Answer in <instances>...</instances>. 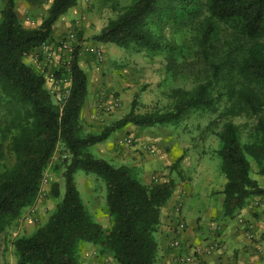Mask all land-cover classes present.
I'll use <instances>...</instances> for the list:
<instances>
[{
    "label": "trees",
    "instance_id": "1",
    "mask_svg": "<svg viewBox=\"0 0 264 264\" xmlns=\"http://www.w3.org/2000/svg\"><path fill=\"white\" fill-rule=\"evenodd\" d=\"M0 10V232L35 201L47 167L60 170L64 191L46 221L28 236L13 240L16 264H79L81 243L109 253L116 264H155L161 207L176 181L140 182L133 166L116 165L94 156L90 147L127 126H177L187 112L217 111L254 118L246 138L231 121L214 134L223 179L221 217L234 218L248 198L264 197V187L250 175L264 176V0H126L112 6L109 18L92 40L137 50L170 48L154 32L168 24L176 31L193 30L194 41L208 59L210 79L190 90L171 89L164 109L127 113L99 133L82 131L81 110L87 78L71 63L70 93L60 108L46 87L43 74L25 59L53 39L58 19L78 0H52L37 26L22 24L15 0H3ZM222 32H226L225 35ZM212 121L210 124H213ZM63 155L66 157L63 158ZM181 157L169 166L176 169ZM80 171L103 190L110 226L105 231L82 200L75 183ZM181 179L183 176L177 172Z\"/></svg>",
    "mask_w": 264,
    "mask_h": 264
},
{
    "label": "rangeland",
    "instance_id": "2",
    "mask_svg": "<svg viewBox=\"0 0 264 264\" xmlns=\"http://www.w3.org/2000/svg\"><path fill=\"white\" fill-rule=\"evenodd\" d=\"M52 0H15V9L20 16L23 25L31 27L38 25L46 15V11ZM3 0H0V10L3 7ZM117 2L118 5L125 4L126 0H78L77 4L62 15L53 28V39L49 45L53 51L54 61L59 56L57 52L58 40L67 32H76V38L79 46L85 41L89 42L106 21L113 16L112 6ZM38 23V24H37ZM187 28L176 31L171 25L163 26L159 30L154 29L157 35H160L162 45H170V48H158L156 50H137L134 47L128 49L119 48L111 45V50H103L108 54V59L99 61L103 71L100 73L102 80L110 85V94L112 97L120 95L119 83L121 79L128 80L123 109L117 111L115 116L106 123L122 117L131 107L135 111L143 113L149 109H164L169 105L171 99L168 93L171 89L180 88L190 90L196 85L207 83L210 79V69L208 59L202 57V51L194 41V32ZM223 35L226 32H222ZM56 57V58H55ZM110 63H109V62ZM29 64L34 68L40 67L35 61L34 51L30 54ZM117 65H116V64ZM112 66H114L112 68ZM219 109L213 113H198L194 111L187 112L185 118L177 126H163L173 128L193 150L201 154V166L210 170H215L216 175L220 176V159L216 155L219 147V140L214 134L222 123L231 121L239 127L241 140L246 138V131L251 128L254 118L248 115H230L221 114L224 106L231 105L228 98L223 101ZM120 108L121 106L118 105ZM213 124H210L211 122ZM82 131L90 133H99L105 126L100 128L95 124L81 118ZM140 127L127 126L125 129L116 130L111 134V138L118 140L122 136H130L135 140V135ZM118 134V135H117ZM117 135V136H116ZM118 137V138H117ZM117 138V139H116ZM135 145H125L119 147L130 148ZM116 146V144H115ZM90 152L94 155V150L90 147ZM95 156V155H94ZM106 160V159H105ZM108 161V160H107ZM110 162V161H108ZM112 163V162H110ZM173 179H178L176 169L172 171ZM250 175L255 177L256 168L254 162L250 160ZM82 172L75 174V183L80 192L82 200L93 212L95 220L106 231L110 226V218L104 207L102 190L96 184L92 185L93 177H85ZM48 183L40 193L36 202V210L30 216H24L27 209L15 220L6 225L0 232V264H16L17 257L13 249L12 242L18 237L32 234L37 227L42 225L48 215L54 210L59 198H54L51 194V187L57 184L60 194H63L64 186L60 175V170L50 166L48 170ZM88 180V182L86 181ZM104 204V205H103ZM77 258L79 264H116L112 256L107 253H100L99 250L90 244L81 243L77 248Z\"/></svg>",
    "mask_w": 264,
    "mask_h": 264
},
{
    "label": "crops",
    "instance_id": "3",
    "mask_svg": "<svg viewBox=\"0 0 264 264\" xmlns=\"http://www.w3.org/2000/svg\"><path fill=\"white\" fill-rule=\"evenodd\" d=\"M16 13L18 15L17 10ZM18 18L21 19L19 15ZM111 45L94 40L84 41L79 46L77 54L78 65L87 78V95L80 117L98 128L107 125L106 122L113 118L118 110L123 109V101L128 93V80L121 79L120 95L112 97L109 92L110 85L102 80L100 74L103 71L102 65L98 64L99 61L85 48L102 47L111 50ZM29 57L30 55L26 57V63ZM104 59H108V54H104ZM29 65L41 73L39 67L34 68L32 64ZM46 87L48 88L47 83ZM118 105L121 107L119 108ZM113 133L115 131L110 133L103 142L91 146L94 155L116 165L133 166L138 179L143 184H149L153 176H156L158 181L172 178L174 173L169 171V166L181 157L176 171L183 178L178 177L170 198L160 210L155 264H171L172 258L179 252V248L170 246V241L175 236L171 231L175 225L173 209L178 203L180 217L186 224L185 230L179 234L180 250L187 251V246L193 244L203 247L216 238L220 240V248L212 253L204 254L200 264H264V197L248 198L244 207L234 218H223L221 217L220 190L223 186L221 175H216L215 170L202 167L201 159L204 160V157L200 158V153L193 152L190 146L179 137L176 130L170 127L140 128L135 135V145L125 149L118 147L117 140H115V146L114 138H111ZM146 145H152L153 152L146 151L144 149ZM254 178L261 187H264V176L256 175ZM94 184L93 180L92 185ZM101 195L104 201L103 190ZM85 205L93 214L86 203ZM238 217L254 224L255 237L252 240L245 237L242 227L237 224Z\"/></svg>",
    "mask_w": 264,
    "mask_h": 264
},
{
    "label": "built area",
    "instance_id": "4",
    "mask_svg": "<svg viewBox=\"0 0 264 264\" xmlns=\"http://www.w3.org/2000/svg\"><path fill=\"white\" fill-rule=\"evenodd\" d=\"M98 60L104 59L103 50L97 47L85 48ZM57 52L58 57L54 61V53L49 45V42H45L37 47L34 51V57L36 63L41 66V74H43L45 82L48 86V91L55 100V103L60 108L65 103L71 88V63L76 54H78V42L76 38V32H67L61 39L58 40ZM133 140L130 136H122L117 140V145L122 147L125 145H132ZM144 149L148 152H153L154 147L152 145H146ZM66 156L63 155V158ZM47 167L43 173L40 189L38 195L33 202L27 208L24 216L32 215L36 210V202L40 193L43 191L48 183V170ZM155 182L158 181L156 176L152 177ZM173 212L175 214V225L172 228V233L175 235L170 241V246L173 248H179V252L172 258L171 264H200L201 258L204 254L212 253L220 248V240L214 239L206 243L203 247L197 244L187 246V251L180 250L181 244L179 234L185 230L186 224L182 217H180V204L174 206ZM236 222L242 227L244 235L247 239L252 240L255 237L254 224L251 221H247L242 217H238Z\"/></svg>",
    "mask_w": 264,
    "mask_h": 264
}]
</instances>
